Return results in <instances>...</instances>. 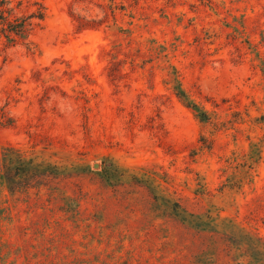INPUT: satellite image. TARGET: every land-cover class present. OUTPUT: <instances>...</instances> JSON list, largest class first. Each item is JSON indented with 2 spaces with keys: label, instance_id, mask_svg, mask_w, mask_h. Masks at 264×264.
Instances as JSON below:
<instances>
[{
  "label": "rangeland",
  "instance_id": "1",
  "mask_svg": "<svg viewBox=\"0 0 264 264\" xmlns=\"http://www.w3.org/2000/svg\"><path fill=\"white\" fill-rule=\"evenodd\" d=\"M38 1L31 49L0 39V149L63 171H0V264L248 263L242 233L264 241V0Z\"/></svg>",
  "mask_w": 264,
  "mask_h": 264
},
{
  "label": "trees",
  "instance_id": "2",
  "mask_svg": "<svg viewBox=\"0 0 264 264\" xmlns=\"http://www.w3.org/2000/svg\"><path fill=\"white\" fill-rule=\"evenodd\" d=\"M46 17V8L41 1L38 0H0V39L4 38L6 45L13 46L22 43L31 49V41L29 39L32 32L41 26ZM90 20L81 18L79 26L88 25ZM168 77L166 83L171 85L176 97L188 108H190L195 116L202 122L209 119V114L200 104L190 98L182 87L178 77L177 70L174 66H168ZM3 117V115H2ZM254 150V149H253ZM254 155L258 156L256 152ZM258 151V148H256ZM1 161V177L5 180L10 174L12 177L30 178L38 175L60 174L63 169L56 164H52L40 156H26L19 149L6 145L0 149ZM104 168H107L104 167ZM109 168V167H108ZM107 170V169H106ZM105 170V171H106ZM15 179V178H14ZM176 203L174 204V206ZM178 205V204H177ZM180 220L189 226L197 229H214L222 221H218V216L214 217L208 210L203 213H191L182 209ZM232 229L242 233V228L231 224ZM247 237V241L243 246L239 243L245 255L250 259L246 264H264V241L260 237H252L247 233H242Z\"/></svg>",
  "mask_w": 264,
  "mask_h": 264
}]
</instances>
